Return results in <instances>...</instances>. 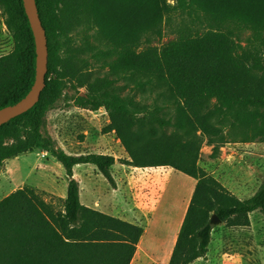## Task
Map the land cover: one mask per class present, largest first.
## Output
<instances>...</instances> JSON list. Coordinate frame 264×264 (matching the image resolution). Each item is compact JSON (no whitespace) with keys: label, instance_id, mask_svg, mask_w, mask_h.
<instances>
[{"label":"trees","instance_id":"obj_1","mask_svg":"<svg viewBox=\"0 0 264 264\" xmlns=\"http://www.w3.org/2000/svg\"><path fill=\"white\" fill-rule=\"evenodd\" d=\"M46 31V87L27 113L0 126V168L37 148L66 171L67 196L56 209L24 186L0 201V264H132L144 228L84 206L73 168L96 166L111 186L113 156L68 154L46 130L67 89L75 106L104 108L133 168L169 167L196 181L169 264L204 259L216 215L227 227L264 218V182L241 200L200 166L204 145L226 139L216 119L264 142V0H36ZM13 50L0 57V109L22 100L36 77V45L23 0H0ZM196 15L204 31L166 43L174 14ZM81 30L94 45L75 43ZM249 33L242 37L243 33ZM128 79L129 84L120 85ZM131 84L134 86L131 87ZM81 89H85L81 93ZM140 91L152 92L147 102ZM83 139V137H82Z\"/></svg>","mask_w":264,"mask_h":264},{"label":"rangeland","instance_id":"obj_2","mask_svg":"<svg viewBox=\"0 0 264 264\" xmlns=\"http://www.w3.org/2000/svg\"><path fill=\"white\" fill-rule=\"evenodd\" d=\"M174 5V0H170ZM196 15L174 14L164 27L161 40L156 39L155 45L166 43L177 38L181 32L191 30L204 31ZM242 37L249 33L244 32ZM75 43L94 45L91 31L81 30L73 36ZM13 39L9 34L5 17L0 10V57L13 50ZM129 84L125 79L120 85ZM134 85L131 84V87ZM81 93L85 89L80 90ZM138 97L144 93L137 91ZM147 102H152L154 93L146 92ZM77 93L70 88L56 103L46 118V130L57 142L58 146L68 154H104L113 156L116 166L111 169L112 177L117 186L130 191L134 185L125 174L124 182H120L118 171L128 168L127 154L111 130L109 116L104 108L93 112L75 106ZM216 125L224 130L225 141L222 147L213 154V148L203 146L200 166L218 179L229 191L239 199L251 198L264 182V142L262 137L251 131L233 128L231 120L216 119ZM83 137V139H82ZM83 167V166H82ZM89 169V168H88ZM85 169H78L82 178ZM100 183L105 194L111 191L110 183ZM178 190L185 188L193 180L184 174L174 175ZM67 181L66 171L55 158L37 148L33 153L8 160L0 168V201L13 191L24 186L32 187L48 203L58 210L63 209L64 185ZM109 187H108V186ZM128 196V194H127ZM175 226L151 225L148 227L145 245L160 258L164 259L169 249ZM168 245V247H167ZM154 257H142L140 251L132 264H160ZM194 264H264V218L259 211L250 215L249 227H227L226 224L214 225L212 241L207 256Z\"/></svg>","mask_w":264,"mask_h":264},{"label":"crops","instance_id":"obj_3","mask_svg":"<svg viewBox=\"0 0 264 264\" xmlns=\"http://www.w3.org/2000/svg\"><path fill=\"white\" fill-rule=\"evenodd\" d=\"M82 168L85 170L82 173V178H80L81 175L78 169ZM127 168L125 171H118V178L120 182H124L126 179L124 175L127 174L128 179L134 183L131 186V190L126 191V189L124 190L115 183V186L109 187L107 185L111 191L105 194L100 189V183L106 185V182L101 177V173L96 166L91 164L76 165L73 168V173L80 183L81 203L96 211L143 227L144 235L137 246L135 257L140 251L142 257H154L160 261V264H169L180 228L195 190L196 181L191 178L193 181L190 184H187L184 189L180 188L178 190L175 185L174 175L182 174L179 171L169 167L143 169L128 166ZM67 188L68 181L64 185V200L67 196ZM153 224L175 226L171 244L169 249L166 250V257L162 260L145 245L148 227ZM200 260L202 259L197 260V262Z\"/></svg>","mask_w":264,"mask_h":264},{"label":"water","instance_id":"obj_4","mask_svg":"<svg viewBox=\"0 0 264 264\" xmlns=\"http://www.w3.org/2000/svg\"><path fill=\"white\" fill-rule=\"evenodd\" d=\"M23 4L35 39L36 77L30 92L22 100L0 109V126L30 111L38 103L46 87L49 60L46 31L39 16L36 0H23ZM212 223L216 225L222 222L214 215Z\"/></svg>","mask_w":264,"mask_h":264}]
</instances>
